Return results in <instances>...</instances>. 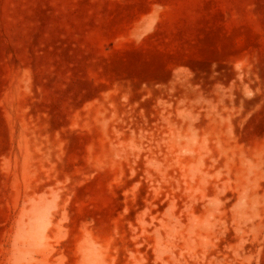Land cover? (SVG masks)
Masks as SVG:
<instances>
[{
  "label": "rangeland",
  "instance_id": "1",
  "mask_svg": "<svg viewBox=\"0 0 264 264\" xmlns=\"http://www.w3.org/2000/svg\"><path fill=\"white\" fill-rule=\"evenodd\" d=\"M0 264H264V0H0Z\"/></svg>",
  "mask_w": 264,
  "mask_h": 264
}]
</instances>
